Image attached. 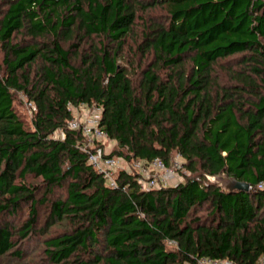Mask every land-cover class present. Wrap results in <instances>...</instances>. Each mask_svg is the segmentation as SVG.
<instances>
[{
	"label": "trees",
	"instance_id": "trees-1",
	"mask_svg": "<svg viewBox=\"0 0 264 264\" xmlns=\"http://www.w3.org/2000/svg\"><path fill=\"white\" fill-rule=\"evenodd\" d=\"M83 105L111 156H180L183 182L111 188L68 128ZM222 174L250 192L208 180ZM5 217L0 259L38 236L39 264L264 261V0H0Z\"/></svg>",
	"mask_w": 264,
	"mask_h": 264
},
{
	"label": "built area",
	"instance_id": "built-area-1",
	"mask_svg": "<svg viewBox=\"0 0 264 264\" xmlns=\"http://www.w3.org/2000/svg\"><path fill=\"white\" fill-rule=\"evenodd\" d=\"M32 111L36 110L32 103H27ZM75 118L69 122L70 130H81L85 136V143L81 150L88 154L89 163L102 173L107 184L111 188H117V177L124 172L138 177L141 188L145 191L176 187L183 182L180 173L184 171L185 161L182 157L176 156L170 164H165L161 160L154 161H126L118 156H111L110 151L105 148L108 141L107 135L100 129L102 121V109L98 106L88 107L83 105L80 109L73 107ZM54 139L65 140L64 131H56ZM215 177H208L213 181ZM198 264H235L230 261L202 259ZM260 264H264L262 261Z\"/></svg>",
	"mask_w": 264,
	"mask_h": 264
},
{
	"label": "rangeland",
	"instance_id": "rangeland-1",
	"mask_svg": "<svg viewBox=\"0 0 264 264\" xmlns=\"http://www.w3.org/2000/svg\"><path fill=\"white\" fill-rule=\"evenodd\" d=\"M22 98L24 99V102H26L25 98L24 97H22ZM18 103H20V102H18ZM18 110L22 114H26V116H28V118H29V113H32V111H30V112H29V110L27 111V107L25 108L24 106H22L20 104H18ZM104 146H105V148H107V150L112 152L115 149L116 143L114 141L108 140L105 142ZM183 173H184V171H183ZM183 173H180L181 177H183ZM211 182L216 183L217 185H219L224 190H226V188H227V184L225 183V180H220V181L216 182V179H214ZM59 195H61V196L64 195V192L63 191L59 192ZM55 196H57V195L55 194L54 197L51 196L50 198L51 199L57 198ZM47 211H48V205H45L40 209V214H41L42 219L47 215ZM24 215H25L24 213L20 214V216H18L16 221L10 220L7 217H5L3 220H0V224L2 222H5V221L9 222V220L11 222H13V224L14 223L17 224L19 221H22L25 219V217H23ZM42 240L43 239H41L38 236H35V237L32 236L30 239H28L26 241H20L18 250H20V251L22 250V252H23L22 259L20 261H18V259H15L14 257L9 256V257L0 259V264H39L40 256H41V253L43 250Z\"/></svg>",
	"mask_w": 264,
	"mask_h": 264
},
{
	"label": "water",
	"instance_id": "water-1",
	"mask_svg": "<svg viewBox=\"0 0 264 264\" xmlns=\"http://www.w3.org/2000/svg\"><path fill=\"white\" fill-rule=\"evenodd\" d=\"M215 179H216V182L220 180H225V183L227 184L226 191L228 192L244 191V192L249 193L251 190V185H249L248 183L238 182L235 179L230 178L225 174L216 176Z\"/></svg>",
	"mask_w": 264,
	"mask_h": 264
}]
</instances>
